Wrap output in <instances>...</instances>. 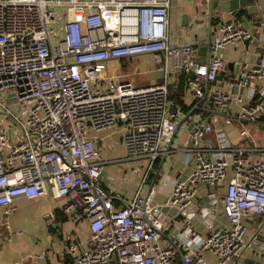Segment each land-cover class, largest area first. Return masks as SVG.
<instances>
[{"label":"built area","instance_id":"built-area-1","mask_svg":"<svg viewBox=\"0 0 264 264\" xmlns=\"http://www.w3.org/2000/svg\"><path fill=\"white\" fill-rule=\"evenodd\" d=\"M170 6L171 0H0V92L8 98L0 97V112L7 116L0 114V207H13L21 197L64 200L63 212L75 222L87 220L91 233L88 245L69 234L66 252L74 264H177L180 256L184 263L211 264L202 256L207 250L217 255L218 264H227L251 246L244 222L264 214V146L251 161L243 144L206 140L213 128L209 121L191 129V143L182 149L195 160L194 169L175 181L165 203H154V189L145 194L148 176L177 130L172 122L184 113L182 107L172 112L170 100V86L180 72L189 76L195 99L208 98L219 113L236 102L242 105L240 120L264 118L263 88L246 101L221 88L217 78L228 68L221 48L251 40L254 31L222 21L202 62L193 44L171 43ZM53 24L60 26L55 30ZM143 54H153L164 72L162 81L119 80L113 64ZM260 57V68L243 65V88L248 78L264 79V53ZM12 106L21 108L23 117ZM117 123L124 126L129 157L148 161L134 197L121 208L114 207V190L102 186L106 161L88 136L91 128ZM201 182H227L223 211L228 222L216 226L204 216L206 233L191 219L161 210L168 206L183 214L192 209Z\"/></svg>","mask_w":264,"mask_h":264},{"label":"crops","instance_id":"crops-1","mask_svg":"<svg viewBox=\"0 0 264 264\" xmlns=\"http://www.w3.org/2000/svg\"><path fill=\"white\" fill-rule=\"evenodd\" d=\"M206 2L207 0H171L169 10L171 43L173 45L193 44L197 50L199 61L203 60L205 56L200 53L198 25L194 23L197 18H203L204 23L208 22V17H203L201 13L202 10H206ZM255 7L257 8L256 13H261L262 18H256L243 11L241 16L236 13L231 19L244 28L254 31L255 37L249 41L236 40L221 48L223 56L228 61V68L220 73L222 78L218 80L221 81V88L232 91L233 94L235 93L233 82L239 67L244 69L245 63L250 66L256 65L258 60L262 59L260 55L264 53V0H257ZM185 15L189 18L188 25H185ZM222 21L221 18L217 19L212 29L213 35L215 28ZM256 38H259L260 41L258 45L255 43ZM113 67L118 70L117 77L119 80H129L138 85L158 83L164 77L163 70L161 71L154 64L153 54L126 57L120 63H114ZM179 76L180 74L175 76L173 85L176 84ZM185 86L183 99L186 104L191 105L197 99L188 90L187 81ZM261 88L264 89V79L252 80V86L242 95L245 96L246 101H249L255 95L260 96L259 90ZM199 100L203 101L204 108L199 109L196 105L188 113L183 111L181 118L188 115L187 118L176 133L175 129L171 132L170 142L165 147L166 153L158 158L155 167L148 176L147 183L144 185L145 194L151 189L155 190L153 193L155 204L162 206L175 181L183 175L190 174L194 169L195 160L182 149L191 143L190 127L193 122L202 123L209 116V122L213 128L206 134V140L216 143L227 140L234 145L243 144L250 149L247 157L251 161L259 157L256 149L264 146V118L258 122L240 120L238 116L242 106L240 103L235 102L227 112L219 113L213 104L208 103V98ZM172 105L182 107L174 105L173 102ZM217 115L218 121L215 122L213 118ZM227 118H230L232 122L228 123ZM180 120L177 123L172 122L175 127L179 125ZM243 129L247 131L245 135L241 134ZM123 134L124 126L121 123H117L109 129L91 128L88 132V136L95 140L100 149L101 159L106 161L101 174L102 186L107 191L114 190L112 197L115 208H121L124 200L134 197L143 176L146 174L148 163L147 160L129 157ZM226 191L227 182L219 185H208L201 182L197 192V204L192 208L193 211L198 212L191 219L196 230L201 233L207 232L204 216L201 215L202 211L209 212L206 215L212 219L216 226L228 222L227 216L223 212ZM63 203L64 200L62 199H54L50 195H41L38 198L21 197L13 207H0V264H74L71 256L66 252L69 234H74L79 242L88 245L91 233L87 220L80 219L75 222L63 212ZM166 213L180 220L188 218L186 215L173 210ZM84 227H86V236L82 235ZM258 227L264 231V214H257L244 222V235L247 241H250ZM165 240V243L169 242V237L166 236ZM260 247L264 249V243L260 244ZM202 256L211 264H218L217 255L213 251H204ZM262 259H264V251L249 247L239 258L227 264H250ZM177 264L197 263L195 261L184 263L180 256Z\"/></svg>","mask_w":264,"mask_h":264},{"label":"water","instance_id":"water-1","mask_svg":"<svg viewBox=\"0 0 264 264\" xmlns=\"http://www.w3.org/2000/svg\"><path fill=\"white\" fill-rule=\"evenodd\" d=\"M257 0H207L205 8L206 10H202L201 13L204 16L208 17V22L204 23V19L203 18H197L195 21V25H198V36H199V40H200V53L202 55L205 56V58H203V60H201L202 62L206 61L211 53V42H212V36H213V27L214 24L217 22L218 18H221L223 21H230L233 17L234 14L239 13V11H246L249 14L253 15L256 18H262L261 13H256L257 8L255 7ZM184 20H185V25H188L189 23V18L187 17V15L184 16ZM259 38L255 39V43L258 45L259 44ZM261 58V57H260ZM262 64V59H259L257 64L254 65L255 68H260ZM245 72V69H242L241 67H239L238 69V74L236 76V79L234 80L233 84H234V92H240L241 94H245L244 91L248 90L251 85H252V78H248L246 80V84L247 87L243 88L241 85H239L240 80L242 79V75ZM194 72L190 73V77H194ZM257 75V74H255ZM256 80H257V76ZM218 79H221L222 76L219 74ZM245 89V90H243ZM209 102V101H208ZM176 110V106H172V112H175ZM188 116V115H187ZM187 116L181 118V120L179 121V125L177 127V130L175 131V133L181 128V125L184 123L185 119L187 118ZM209 116H207L204 120L205 124H208L209 122ZM197 124V122H193L190 129H192L193 127H195V125ZM174 133V135H175ZM173 135V137H174ZM214 197V195H212ZM161 210L166 213L169 210H173L174 212H177L176 208H171L168 206L165 207H161ZM225 212V211H223ZM198 213V212H197ZM195 211H193L192 209L186 210L184 211V215H186L189 219H192L194 217V214H197ZM209 212L207 211H202L201 215L203 216H207L206 214H208ZM251 221V220H250ZM264 243V231L258 227V230L256 233H254V235L251 237L250 239V247L254 248V249H259L264 251V249L262 247H260V244ZM250 264H264V259L262 260H257L255 262H252Z\"/></svg>","mask_w":264,"mask_h":264},{"label":"trees","instance_id":"trees-1","mask_svg":"<svg viewBox=\"0 0 264 264\" xmlns=\"http://www.w3.org/2000/svg\"><path fill=\"white\" fill-rule=\"evenodd\" d=\"M244 12L240 11L239 15L241 16ZM188 80V76L185 72H180V76L178 81L175 85H171V93H170V100L173 102L174 105H180L182 106V109L184 112L188 113L191 109H193L196 105H198V108H204L203 101H198L192 103L191 105H188L185 103L183 99V95L185 93V83ZM257 97V95L254 96V98ZM199 102V103H198Z\"/></svg>","mask_w":264,"mask_h":264},{"label":"rangeland","instance_id":"rangeland-1","mask_svg":"<svg viewBox=\"0 0 264 264\" xmlns=\"http://www.w3.org/2000/svg\"><path fill=\"white\" fill-rule=\"evenodd\" d=\"M64 22H65V18H62V24H63ZM53 26H54L55 30H57V29L59 28L60 24H53ZM122 64H123V63H122ZM154 64H155V60H154ZM0 97L3 98L4 101H7V100H8L7 95H6L5 93H3V92H0ZM11 109H13V110L15 111V114H16V115H19L20 117H23V115H22V113H21V108H19L20 110H17V109L14 108V106H12ZM1 110H2V109H0V111H1ZM0 114H1V116L7 118L5 112H0ZM13 127H16V125L14 124ZM85 232H86V227H84V233H82L83 236H84V235L86 236V233H85Z\"/></svg>","mask_w":264,"mask_h":264}]
</instances>
